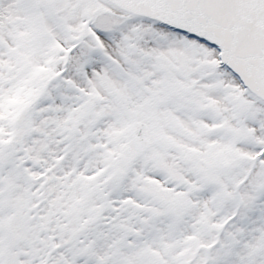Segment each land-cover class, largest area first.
<instances>
[{"label":"snow or ice","instance_id":"obj_1","mask_svg":"<svg viewBox=\"0 0 264 264\" xmlns=\"http://www.w3.org/2000/svg\"><path fill=\"white\" fill-rule=\"evenodd\" d=\"M0 264H264V0H0Z\"/></svg>","mask_w":264,"mask_h":264}]
</instances>
